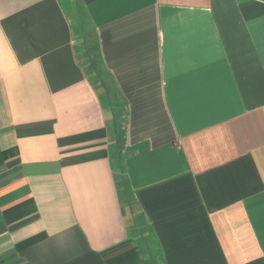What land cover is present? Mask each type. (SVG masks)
<instances>
[{
  "label": "crops",
  "instance_id": "obj_1",
  "mask_svg": "<svg viewBox=\"0 0 264 264\" xmlns=\"http://www.w3.org/2000/svg\"><path fill=\"white\" fill-rule=\"evenodd\" d=\"M0 264H264V0H0Z\"/></svg>",
  "mask_w": 264,
  "mask_h": 264
}]
</instances>
